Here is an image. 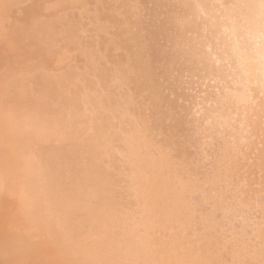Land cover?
Instances as JSON below:
<instances>
[{"label": "bare ground", "instance_id": "bare-ground-1", "mask_svg": "<svg viewBox=\"0 0 264 264\" xmlns=\"http://www.w3.org/2000/svg\"><path fill=\"white\" fill-rule=\"evenodd\" d=\"M62 3V68L2 65L20 79L0 72V201L67 264H264V179L233 178L253 135L264 167V0Z\"/></svg>", "mask_w": 264, "mask_h": 264}, {"label": "rangeland", "instance_id": "rangeland-1", "mask_svg": "<svg viewBox=\"0 0 264 264\" xmlns=\"http://www.w3.org/2000/svg\"><path fill=\"white\" fill-rule=\"evenodd\" d=\"M2 1V2H1ZM57 1V2H56ZM43 0V2H42V0H36V1H33V0H29V2H27V1H25V0H19V2H18V0H0V14L1 13H3L4 15L6 14L7 15V13H8V16L11 18H13L14 19V21H13V19H8L6 16H4V15H0V18H1V16H2V18H7V20H4V21H2L1 22V20H0V22H1V24H3V25H1L0 26V28L2 29L1 31L2 32H4V33H6V35L4 36V33H2L1 31H0V34H2L4 37H1L0 39H2L1 40V42L2 41H5V42H7V43H4V42H0V46H1V48H3V47H5V46H7V47H5V48H3L2 49V53H0V55H2L3 53H4V55H6V56H1V58H0V72H4V70L3 71H1L2 69H4L7 65H8V67H6L7 69L9 68V63L10 64H12V67L14 68L15 67V69H16V67H18V66H16V65H13L14 63L16 64L18 61V63L17 64H19V65H21V66H26L28 69H30V67L32 66V64L34 63H32V60L33 61H35V64L36 65H39V63L41 64L42 63V67L43 68H45V70H48L47 69V67L48 68H50L51 69V67L52 66H54V64L52 65V63L53 62H55L56 61V59L57 58H55V57H58L59 55H57L59 52H61L62 51V48H65V45H64V43L62 42V43H60V45H59V48L58 49H55L54 47H53V45L51 44L52 42H49V40H50V36H51V34H50V36H49V34L48 33H51V28H52V25H53V22H55V21H57L58 19H59V17H57V16H61L60 14H62V8H61V6H62V2H64V1H58V0ZM6 4H5V3ZM16 2V3H15ZM24 2H26L25 4H27V6L25 5V4H23L22 5V3H24ZM34 2V3H33ZM42 2V3H41ZM49 2V3H48ZM53 4H52V3ZM17 3H19L20 5H18ZM29 3V4H28ZM33 5H32V4ZM35 3H37V4H35ZM41 3V4H40ZM45 3V4H44ZM47 3V4H46ZM57 3H59L60 5L58 6V7H56V5H58ZM68 3V2H67ZM2 4H5V6L3 7V5ZM9 4V5H8ZM35 4V5H34ZM65 4V3H64ZM12 5H13V9H11V7H12ZM33 6V8L34 9H32L31 7ZM37 5V6H36ZM42 5H44V6H42ZM48 5V6H47ZM53 6L54 5V7H52V9H51V7L50 6ZM17 6V7H16ZM21 8H20V7ZM23 6V7H22ZM39 6V7H38ZM42 6V7H41ZM47 8H46V7ZM6 7H8V8H6ZM24 7H26V8H24ZM38 7V8H37ZM41 7V8H40ZM45 7V8H44ZM50 9H49V8ZM3 8V9H2ZM17 8V9H16ZM19 8V9H18ZM29 8V9H28ZM59 8L61 9V10H59ZM21 9V10H20ZM26 9H28V12L29 13H31V14H29L28 15V12L27 11H25ZM30 9H32V10H30ZM36 9V10H35ZM38 9V10H37ZM40 9H43V11L42 10H40ZM46 9H48V11L46 12ZM54 9H56L57 11H59L58 13H59V15L56 13V11L54 10ZM17 10H20V13H22V14H17ZM39 10H40V12H39ZM50 10H52V11H50ZM2 11V12H1ZM8 11H10V13L8 12ZM12 11V12H11ZM13 11H15V12H13ZM31 11V12H30ZM24 12V13H23ZM35 12V13H34ZM37 12V13H36ZM46 12V13H45ZM52 12V14L50 15L49 13H51ZM35 15H34V14ZM43 13H44V15H43ZM25 14V15H24ZM33 14V15H32ZM47 14V15H46ZM54 14H56V16L54 15ZM11 15V16H10ZM12 15H14V16H12ZM32 15V16H31ZM38 15V16H37ZM40 15V16H39ZM20 16V17H19ZM36 16V17H35ZM50 17V19H51V21H46L49 25L48 26H46L45 24V22H41V21H45L42 17H45V19H48V17ZM53 16H55V18L56 19H54V17ZM31 17V18H30ZM47 17V18H46ZM38 18V19H37ZM40 18H42L43 20H41L40 21ZM18 19V20H17ZM22 19V20H21ZM8 20H10V21H8ZM16 20V21H15ZM23 20H24V22H23ZM25 20H27L26 22H25ZM31 20V21H30ZM38 20V21H37ZM7 21L10 23H7ZM12 21V22H11ZM20 21V22H19ZM28 21H29V23H28ZM41 22L44 26H43V28L41 27V25H40V27L38 26V25H36L38 22ZM63 21V20H62ZM61 21V22H62ZM15 22H18V23H22V25H20V24H18V26H17V24L15 23ZM34 22V23H33ZM37 22V23H36ZM50 22H51V24H50ZM7 24V26L6 25H4V24ZM14 23L16 24V25H14ZM63 23V22H62ZM12 24V25H11ZM29 24V25H28ZM35 24V26H33ZM38 24H40V23H38ZM10 25V26H9ZM20 25V26H19ZM25 25V26H24ZM4 26V27H3ZM12 26V27H11ZM16 26H17V30L18 31H16V30H14V29H16ZM22 26V27H21ZM34 28H36V30H34L33 29V27ZM36 26H38L39 28H38V30L40 29V31L43 29L44 30V33H42L43 32V30L41 31V33H40V31H38L39 32V34L37 35V27ZM7 27H8V29H7ZM10 27H11V31H10ZM5 28H6V30H5ZM13 28V29H12ZM22 28V29H21ZM49 28V29H48ZM32 29H33V32H32ZM45 29H47V30H45ZM8 30V31H7ZM19 30H20V32H19ZM29 30H31V33L32 34H30L29 32ZM48 30H50L48 33H47V31ZM7 31V32H6ZM9 31H10V35L8 34L9 33ZM13 31H15V32H13ZM28 31V32H27ZM34 31L36 32V34L34 35V36H36V38L35 39H33L32 41H31V36L33 37V33H34ZM45 32H46V34H45ZM17 33H19V34H17ZM24 33V34H23ZM25 33H27L26 35H25ZM13 34V35H12ZM16 34V35H15ZM8 35V36H7ZM27 35H31V36H28L27 37ZM10 36V37H9ZM18 37L19 38V40H18V38H16V37ZM24 36V37H23ZM26 36V37H25ZM44 36V37H43ZM6 37H9V38H6ZM12 37V38H11ZM31 39H30V38ZM15 40H14V39ZM22 38V39H21ZM25 38H28V39H26V40H28V42L26 43V41H25ZM34 38V37H33ZM49 38V39H48ZM5 39V40H4ZM10 39V40H9ZM39 39H41V41L39 40ZM42 39H47V40H44L43 41V44L45 45V43H46V46H50V48L49 47H44V48H46L47 49V51H48V53L47 54H45V52L43 51L44 49H43V47H41L40 45L42 44L41 42H42ZM7 40H9V41H7ZM12 40H14V42H12ZM18 41V42H20L21 40V42L18 44V42L17 43H15V41ZM25 42H24V41ZM31 41V42H30ZM36 41H40L39 43L38 42H36ZM46 41V42H45ZM24 42V43H23ZM38 43V44H40V45H38V44H36V43ZM45 42V43H44ZM48 42V43H47ZM4 43V44H3ZM23 43V44H22ZM35 43V44H34ZM17 45L16 47L15 46H12V45ZM24 44H26V46L24 45ZM31 44H32V46L33 45H38V46H40L41 48H38V46L37 47H35L34 49H32V48H30V46H31ZM63 44V45H62ZM11 45V46H10ZM43 45V46H44ZM3 46V47H2ZM9 46L10 47H14V48H12V51H11V53L9 52V50L11 49V48H9ZM19 46V47H18ZM23 48H22V47ZM25 47V48H24ZM61 47V48H60ZM6 48H8V50L6 49ZM15 48H17L15 51L13 50V49H15ZM32 49V51L30 50V49ZM38 48V49H37ZM19 49V50H18ZM21 49H25V52H26V54L24 53V50H21ZM40 49H41V52H40ZM46 49H45V51H46ZM51 49H53V50H51ZM60 49V50H59ZM6 50V51H5ZM27 50V51H26ZM49 50H50V53H49ZM57 50L59 51L58 53H57ZM4 51V52H3ZM19 51H21L20 53H19ZM31 51V52H30ZM0 52H1V49H0ZM17 52H18V54H20L18 57H17ZM36 52H40V53H36ZM44 52V53H43ZM16 53V57L14 56V54ZM23 55H22V54ZM32 53H34V54H32ZM35 53H36V56H35ZM43 53V54H42ZM54 53H57L56 55L54 54ZM9 54V55H8ZM11 54H13L12 56H11ZM51 55V56H54L55 55V57H53V58H55V59H52L53 60V62H51L50 60H49V58L51 57V56H49V55ZM59 54H62V52L61 53H59ZM64 54H65V49H64ZM26 55V56H25ZM29 55H30V57H29ZM42 55V58H39L40 56ZM46 55V56H45ZM8 56H11L12 58H13V60H12V58L10 57L9 58V60L11 59L12 61H9L8 59H6L5 60V57H8ZM21 56H23V58H24V60L21 58ZM33 56V57H32ZM35 56V57H34ZM49 56V57H48ZM20 57V58H19ZM25 57H26V59H25ZM31 57H32V59H31ZM48 57V58H47ZM16 58V59H15ZM17 58H19V59H17ZM43 58H45V60H43ZM60 58V57H59ZM61 58H63L62 56H61ZM4 59V60H3ZM20 59L21 60H23L22 62L25 64H23L22 65V62L20 61ZM42 59V60H41ZM51 59V58H50ZM16 60H18V61H16ZM39 60V61H38ZM41 60V61H40ZM64 60H65V58H64ZM63 60V65H64V61ZM2 61V62H1ZM8 62V64H6L5 65V67L4 68H2V65L4 66V64L6 63V62ZM15 61V62H14ZM26 61V62H25ZM31 62L30 64H31V66H27L26 64H28V62ZM39 63H38V62ZM47 61V62H46ZM50 61V62H49ZM60 62H61V60H59ZM4 62V63H3ZM37 62V63H36ZM43 62H44V64L47 66V67H44L45 65L43 64ZM21 63V64H20ZM49 63V64H48ZM35 64H33V65H35ZM60 64V63H59ZM49 65H50V67H49ZM52 65V66H51ZM62 65V64H61ZM62 65V66H63ZM39 67L38 68V66H37V68L39 69V70H43V68L42 67ZM11 67V66H10ZM32 67H34V66H32ZM31 67V69H33ZM54 67H57V69H59V68H62L61 66H59L58 67V65L56 66V62H55V66ZM23 68H25V67H23ZM26 68V69H27ZM35 68V70L33 71L32 70V74L30 75V73H28L27 74V72L29 71V70H27V72L26 71H22V70H20L19 69V71H20V73L22 72L23 74H20L21 76H23L25 73H26V75H24L23 77H25V76H29V78L30 77H32L33 75H35L39 70L37 69L36 70V67H34ZM42 68V69H41ZM53 68V67H52ZM12 69V68H11ZM14 69V70H15ZM22 69V68H21ZM49 69V70H50ZM54 69H56V68H54ZM53 69V70H54ZM17 70V69H16ZM16 70H15V72H16ZM52 70V69H51ZM5 71H6V69H5ZM18 70H17V73L19 72ZM10 72L11 73H14L13 71H11L10 70ZM6 73H7V71L6 72H4V74H5V76L7 77V75H6ZM16 73V75H14V74H12V75H10V76H12V80H14L13 82L14 83H16V79H20V75L19 74H17ZM10 74V73H9ZM2 75V74H1ZM19 75V76H18ZM4 76V75H3ZM9 75H8V77H9V80L10 81H12L11 80V77H10ZM5 77V78H6ZM15 77H18V78H15ZM22 78V77H21ZM1 79H2V77H1ZM6 81H4V83H3V85H5V82H9V80H8V78L7 79H5ZM3 81V80H2ZM2 83L0 82V85H1V87H0V89H1V91H0V95H1V97H0V108H1V100H2V95H3V85H2ZM251 139H253V141L256 143V146L258 147V146H262L261 144H259L258 145V139L259 138H257V136L255 137L254 135L253 136H251L250 137ZM15 139H17V138H15ZM15 139H13L12 140V143H14V144H17V140H15ZM32 139H28L27 141H26V143L25 144H27V145H25V147H24V149H25V151H28L29 152V150H31L32 148H33V146H32V148L30 149V147H31V144H32V142L33 141H31ZM30 143H29V142ZM16 142V143H15ZM29 143V144H28ZM13 144V145H14ZM30 146V147H29ZM47 146V145H46ZM13 147H16V146H13ZM249 147H252L251 149L249 148ZM257 147H254V146H252V145H249L248 147H246L245 148V150L243 149V153H241V154H239V155H237V157H236V159H235V157H234V160H233V166L235 167L234 168V175H233V178H235L234 179V181H240V180H237L238 179V175L240 174V177H239V179H241V180H245V179H247V180H245V182H248V184H250V182H251V184H254L255 182V186H258V180H260V181H262L263 179H264V167H262V165H261V159H259V158H257L258 156H256L258 153H259V150H257ZM249 148V149H248ZM27 149V150H26ZM29 149V150H28ZM255 150H257V154H256V151ZM31 153H32V151H30ZM249 152V153H248ZM252 152H253V154L255 155H253L252 154ZM249 154H251V155H249ZM243 155V157H241ZM244 155H245V157H246V159L247 160H245L244 158ZM253 155V157H251ZM249 156V157H248ZM250 159V161L252 162V164H251V162L248 160V158ZM255 158H257V159H255ZM242 159V160H241ZM237 160H238V164H234V162L235 163H237ZM256 160V161H255ZM241 161H242V163H241ZM259 161V162H258ZM244 162V163H243ZM249 162V163H248ZM257 164V162L259 163V164H257V166H260V167H257V166H255V164ZM246 163V164H245ZM236 165H238V167L236 166ZM242 165H244V166H242ZM249 168H248V167ZM237 167V168H236ZM253 167H255V168H253ZM246 168V169H245ZM253 168V169H252ZM260 169V171H259V169ZM248 169H251V170H248ZM263 169V170H262ZM246 170V171H245ZM243 171V172H242ZM250 171V172H249ZM253 171V172H252ZM263 171V172H262ZM247 172V173H246ZM252 172V173H251ZM258 172V173H257ZM259 172H261L260 174H259ZM239 173V174H238ZM242 173V174H241ZM254 173V174H253ZM263 173V174H262ZM238 174V175H237ZM246 174H248V178H247V176L244 175ZM260 176H259V175ZM254 175H255V177H254ZM263 175V176H262ZM242 176V177H241ZM244 176V177H243ZM256 176H258V177H256ZM253 177V178H252ZM260 177H262V179L260 178ZM237 178V179H236ZM252 178V179H251ZM253 179H255V181H253ZM257 179V180H256ZM5 201V200H4ZM4 201H0V211L2 212H0V216H2V219H1V217H0V219H1V224H0V236H2V237H0V256L4 253V255H2L1 257H0V261H2L3 260V263L5 264V262H7V260L9 261V262H7L8 264L9 263H11V264H14V262H15V264L17 263V264H67V262L66 261H64V259H60V256L59 257H57L56 259H55V253H54V251L50 248V246H49V237H48V235L47 234H45V233H38L36 230H34L32 227H31V224H32V219L31 218H29V217H27V218H24L22 215H19V213L17 214V211L15 210V211H13V207H14V209H16V206L17 205H15L14 204V202H12L11 200H9L8 202L7 201H5V202H7V203H5ZM10 202V203H9ZM4 204H7V205H5V207H3L2 205H4ZM11 204V205H10ZM10 208H9V207ZM9 208V209H8ZM12 208V209H11ZM11 209V210H10ZM8 210H10V213H9V211ZM6 211V212H5ZM12 214L13 213V215H9V214ZM16 214H17V216H16ZM6 215V216H5ZM8 215V216H7ZM16 216V217H15ZM7 217H9L8 218V220L7 221H5L6 219H7ZM15 218V219H14ZM17 218H18V220H17ZM21 218V219H20ZM4 219V220H3ZM14 219V220H13ZM3 220V221H2ZM15 220H17V221H15ZM7 222V223H6ZM4 223V224H3ZM6 223V224H5ZM25 223V224H24ZM29 223V224H28ZM16 224V225H15ZM3 225V226H2ZM10 225V226H9ZM5 226V227H4ZM6 227H7V229H6ZM10 227V228H9ZM9 228V229H8ZM3 229H4V231H3ZM10 229L12 230V232L10 233ZM9 230V231H8ZM17 231L19 232V233H17ZM26 231V232H25ZM2 232V233H1ZM15 232V234H13ZM34 232V233H33ZM10 234V235H9ZM28 234V235H27ZM13 235V236H12ZM9 236V237H8ZM19 236V237H18ZM11 237V238H10ZM25 237V238H24ZM8 240H7V239ZM20 238V239H19ZM28 238V239H27ZM6 239V240H5ZM18 239V240H17ZM24 239V240H23ZM44 239V240H43ZM16 240V241H15ZM28 240V241H27ZM33 240L35 241V242H33ZM7 241V242H6ZM20 241L22 242V241H24V242H22L21 244H23L24 246H20ZM26 241V242H25ZM38 241V242H37ZM40 241V242H39ZM46 241V242H45ZM19 242V243H18ZM33 242V243H32ZM6 243V244H5ZM28 243H29V245H28ZM6 245V247H8V249H6V247H5V245ZM14 244H16V247L15 246H10L9 247V245H14ZM32 244H34L35 246L36 245H38V246H36L35 247V249H34V245H32ZM47 244V245H46ZM32 245V246H31ZM43 245V246H42ZM19 246V247H18ZM45 246V247H44ZM2 247H5V248H2ZM14 247V248H13ZM22 247V249H20L22 252H25V254L24 253H22L20 250H19V248H21ZM29 247H31V248H29ZM39 247H42L41 249L39 248ZM47 247V248H46ZM2 248V249H1ZM7 250V251H5L7 254H5V252L4 251H2V250ZM12 249V250H11ZM16 249V250H15ZM29 249H31L30 251H28ZM38 249V250H37ZM49 249V250H48ZM14 250H15V252H14ZM24 250V251H23ZM43 250V251H42ZM46 250V252H44ZM49 252H48V251ZM3 253H2V252ZM19 251V252H18ZM39 251H41V252H39ZM92 251V250H91ZM93 251H95V250H93ZM12 252V253H11ZM37 252V253H36ZM31 253V254H30ZM50 253V254H49ZM52 253V254H51ZM12 254V255H11ZM18 254V255H17ZM27 254H29V256L27 255ZM43 254V255H42ZM9 255L11 256V257H13V258H10L9 257ZM17 255V256H16ZM23 257H22V256ZM25 255V256H24ZM60 255H63L62 253L60 254ZM5 256H7L5 259H4V257ZM38 256V257H37ZM43 256V257H42ZM52 256V257H51ZM31 257V258H30ZM21 258V259H20ZM24 258H27V259H25V261H24ZM49 258V260H47ZM13 259V260H12ZM34 259V260H33ZM42 259V260H41ZM45 259V260H44ZM58 259V260H57ZM20 260V261H19ZM38 260V261H37ZM41 260V261H40ZM47 260V261H46ZM51 260L53 261L52 263H51ZM55 260V261H54ZM60 260V261H59ZM5 261V262H4ZM12 261V262H11ZM30 261V262H29ZM58 261V262H57ZM22 262H24V263H22ZM47 262V263H46ZM3 263H1V264H3ZM6 263V264H7ZM76 264H84V263H76Z\"/></svg>", "mask_w": 264, "mask_h": 264}]
</instances>
